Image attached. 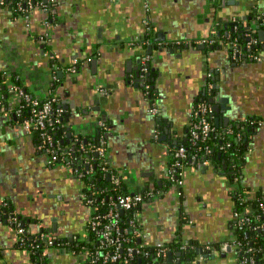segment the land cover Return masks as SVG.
<instances>
[{
  "label": "crops",
  "instance_id": "obj_1",
  "mask_svg": "<svg viewBox=\"0 0 264 264\" xmlns=\"http://www.w3.org/2000/svg\"><path fill=\"white\" fill-rule=\"evenodd\" d=\"M263 12L264 0H56L53 17L35 8L26 19L0 6V206L37 220L34 224L58 238L44 264H86L87 253L72 250L70 235L87 236L92 210L83 199L82 178L65 162L49 165L34 135L4 108L5 98L12 102L6 87L13 83L10 75L14 73L33 95L58 97L57 107L67 114L66 129L71 127L73 137H93L100 121L108 123L109 159L115 169L124 171L128 190L142 191L146 184L156 190L138 214L143 246L196 241L203 251L207 243L232 245L231 190L237 186L213 164L187 168L183 193L190 222L181 224L177 187L168 181L169 144L154 136L157 118L150 111L145 78L142 74L137 82L136 73L152 45L156 61L151 58L150 73L159 95L154 104L168 119L174 141L187 134L194 104L205 94L208 72L215 83L208 100L220 91L224 100L220 105L230 108L229 126H239L249 116L264 119V41L256 32L262 61L232 59L225 42L232 30L225 24L238 21L257 29ZM149 26L151 44L146 45L141 40ZM216 37L217 46L199 48L204 45L199 40ZM177 41L181 44L173 45ZM75 62L77 72L73 73L70 67ZM229 126L219 128L230 130ZM68 139L72 138L67 130L62 144L71 150ZM96 154L91 148L86 151L83 171L94 170ZM243 171L244 185L253 193L264 190V123L248 139ZM34 227H30L32 234L37 232ZM18 236L14 225L0 218V264H32L29 252L18 247ZM179 253H175L176 261L182 257ZM184 262L236 264L237 256L234 249L220 247L211 259L199 253Z\"/></svg>",
  "mask_w": 264,
  "mask_h": 264
},
{
  "label": "built area",
  "instance_id": "obj_2",
  "mask_svg": "<svg viewBox=\"0 0 264 264\" xmlns=\"http://www.w3.org/2000/svg\"><path fill=\"white\" fill-rule=\"evenodd\" d=\"M117 1V0H112ZM24 3V4H23ZM50 3H56V0H26V1H15V0H0V6L8 7L14 12L17 11L21 16L26 19H30L35 8H41L45 10L47 13H50ZM260 28L264 29V12L261 14L259 18ZM204 45L214 44L216 41L214 38L210 39H201L198 41ZM147 43H151V40H147ZM181 42L177 41L173 43V45H180ZM259 39L258 37H250L248 40L246 47L243 49L237 39L231 40L228 42L230 55L233 59L239 60L240 58H252L256 61H262L263 57L260 53L252 52L251 49L258 46L259 47ZM251 50V51H250ZM151 61V55L145 54L142 56V73L144 76V91L146 95L150 93V83L149 76L151 67L149 62ZM70 71L73 73L77 72V64L75 62L72 67H70ZM212 74L207 73L204 80V90L206 98L198 99V101L194 104L191 117H190V135L191 140L194 144H197L200 140L206 141L212 135H215V139L222 140L224 136L231 132V130L225 129L221 130L217 127L214 122L212 112L213 105L208 100V96L212 95L215 89V83L211 79ZM9 96L12 98V107L7 108L4 103V108L10 111V114H17L20 116L24 111H28V115L21 121L22 128L30 134L39 133V143L37 145L38 151L47 155V162L49 165L54 166L60 162L67 163L68 166L73 170V172L79 176L83 177V168L81 165L79 167H74L77 158L72 155V149L69 150V153H66L62 156L63 153H58L60 149V143L58 140H55L54 136L51 134V129L53 128L55 122V113L54 108L59 102L58 97L51 95L47 97L40 96H32L29 92H27L24 87L20 84L11 83L8 88ZM151 113L157 118L161 115L160 108L153 104L150 108ZM62 112L59 110L58 114ZM245 124L256 129L260 127L264 123V119H250L249 117H245L242 119ZM102 129V133L99 136L98 145L93 148V152L98 154V157L103 159L102 170L106 171L108 175L111 177V181L114 184H121V180L124 176V171H120L119 169H115L113 163L109 159L108 155V145L106 140V129L107 123L105 121H100L98 126ZM156 138H160V134L156 129L154 134ZM214 146L217 145V142L213 143ZM213 147L210 144H206L204 147H200L199 151H203L205 154H211L213 152ZM200 152L190 153L188 148L184 145H181L177 148L174 153V161L169 167V179L172 181L173 185L177 187V195L178 198L184 196L183 186L185 183V174L186 170L189 166H195L192 164H187L188 159L190 162L197 161ZM212 165V161L209 158H203L201 160L200 166H209ZM124 180V179H123ZM234 183L238 187L240 180L238 177L235 178ZM156 190L153 187L149 188V192L147 195L155 196ZM85 198V197H84ZM145 195L142 191L134 192V193H126L121 194L115 199L112 197L109 198V208L107 211H99L98 206L96 205L94 199L92 197L86 198L87 205L91 208L92 214L86 226V235L89 234V231H93L97 233L99 239L96 241L95 245L91 249H86L85 252L88 255V260L86 264H116V263H124V264H135V260L139 253L142 252L136 246H128L126 245L127 239L125 238V229L120 224V211L121 209L132 211L135 215H138L140 212V206L144 203ZM105 201L104 199L102 200ZM264 207V204H262ZM256 212V209L252 207H244L242 210L236 211L234 210L233 220H236L237 226L239 228H243L246 225H250L253 222V216ZM257 219H261L260 216L256 215ZM136 226V218L134 217L131 221L130 227ZM261 229H264V219L261 224ZM17 233L19 235V242H23L24 240V228L18 222L15 226ZM234 239L232 241L236 250L235 252H239V248L243 246L244 240L239 239L237 235V231L234 229ZM34 237V236H33ZM32 237V238H33ZM49 238V235L46 233H42L41 235H35L33 238L34 241H43V239ZM30 238V239H32ZM75 240L80 239V236H75ZM55 244V241L49 238V241L46 243L44 250L42 251V256H49V249L51 246ZM183 249H188L192 247V243L189 241H183L181 244ZM142 246V245H141ZM157 247V259L159 257H165L167 255V247L165 243H156ZM209 252V254L213 253L212 243H207L203 248ZM251 249H248L246 253H249ZM237 263L236 264H252L254 262L253 256H247L240 258L238 254ZM32 264H42L40 262H33ZM264 264V263H263Z\"/></svg>",
  "mask_w": 264,
  "mask_h": 264
},
{
  "label": "trees",
  "instance_id": "obj_3",
  "mask_svg": "<svg viewBox=\"0 0 264 264\" xmlns=\"http://www.w3.org/2000/svg\"><path fill=\"white\" fill-rule=\"evenodd\" d=\"M15 1H26V0H15ZM24 4V3H23ZM50 13L49 17L54 16V9H55V3H50ZM15 14H19L17 11H15ZM242 29V23H239V26H236L235 30H231V33L227 35L225 42L228 44L231 40L237 39L239 42V45L244 49L246 47V44L248 40L250 39V36L248 35V31L241 32ZM151 27L149 26L146 31V38L144 40H141V42H144V44L148 45L147 40L149 39V36H151ZM255 37L256 33H254ZM215 43L213 46H217L218 38H214ZM151 44V43H149ZM155 45L162 46L161 43H153ZM183 46V45H182ZM252 52L259 53L260 48L258 46L251 49ZM250 50V51H251ZM11 76V80L14 84H19V81L16 78V75L13 73ZM5 79L2 78L1 82L3 85H5ZM154 74L150 73L149 76V83L151 85L150 87V93L148 95L149 101L153 105L157 98L159 97L158 92L154 85ZM8 89V86H6ZM25 89V88H24ZM26 90V89H25ZM27 91V90H26ZM28 92V91H27ZM31 94V93H30ZM34 96L33 94H31ZM9 97V95L7 96ZM205 99L206 96L203 95V93L200 94L199 99ZM4 103L6 104V107L9 109L12 107V102L8 101V98L4 99ZM60 109H58L57 105L54 108L55 113V122L53 125V128L51 129V134L54 136L55 140H58L60 143V149L58 150V153H63L62 156L66 153H69L68 145L62 144L63 136L66 134V113L63 111L58 114ZM14 114V113H13ZM28 115V111H24L20 116L17 114H14V118H16L17 121H22L25 119V117ZM250 119H257L259 117L255 116H249ZM106 122V121H105ZM107 123V122H106ZM108 124V123H107ZM156 129L160 134V137L165 134L166 128H170L168 125L169 121L162 115L157 117L156 120ZM237 126V125H236ZM235 125L229 126L231 129V132L226 134L222 140L215 139V135H212L209 137L206 141H199L197 144H194L191 140L190 135V124L188 126L187 134L185 137H179L177 141H174L171 139V133L168 136V138L165 140L169 144L170 152H171V160L170 165L174 161V153L177 150V148L181 145H184L188 148L190 153L194 152H200V155L198 156L197 161L190 162V159H188L187 164H192L195 166H200L201 160L203 158H209L212 161L213 166H215L216 169H223L224 164H227L228 166V177L234 182L235 178L238 177L240 180V183L238 187L231 190V196L234 201V210L239 211L242 210L244 207H252L253 209H256V212L253 217V222L250 225H246L243 228H239L237 226L236 220L232 221V227L237 231V235L239 239H243L244 244L239 248V252L237 253L240 258L247 256H253L254 262L252 264H263L264 263V229H261V224L263 223L264 219V207H262V204H264V190L259 189L255 193L252 192V189H250L248 186L243 184V175H244V165L246 162V153L248 151V139L249 137L254 134V129L247 124L243 122V120L240 121L239 126L236 127ZM102 129L100 127H97L96 133L93 137L87 136L86 138H83L81 134H78L77 136L73 137L74 140L72 142V155L76 153V162L74 167H79L82 165V157H85L86 151H89V148L93 149L98 145L99 142V136L102 133ZM171 131V129H170ZM34 138L37 142V145L39 143L40 137L39 133L33 134ZM246 138H248L246 140ZM214 142H217V145L214 146ZM206 144H210L211 147H213V152L211 154H205L203 151H199L200 147H204ZM220 156V157H219ZM225 159V163H223V160ZM103 159L98 157L96 158V164L93 171L86 172L83 171L84 176L82 177L83 180V187H84V201H86V198L92 197L96 203V205L99 208V211H107L109 208V198L112 197L115 199L121 194L129 193L128 187L124 180H121V184H114L108 179V174L106 171L102 170ZM169 165V166H170ZM169 183L172 185V181L169 179ZM149 184L144 185V188L142 189V193L145 195L144 202H147L151 199V196L147 195L149 192ZM157 190H159L157 188ZM160 191V190H159ZM105 200L104 202L102 200ZM144 204V203H143ZM142 204V205H143ZM141 205V206H142ZM140 206V207H141ZM257 216H260L261 219H257ZM136 218V226L133 228L130 227L131 221L133 218ZM180 221L181 224H185L190 222V216L186 212L185 204H184V196L180 199ZM120 224L125 229V238L127 239L126 245L128 246H136L139 249L142 250L141 253L138 254L135 264H183L184 260H192L197 257V255L207 257L208 259L213 258L214 251L217 249H220L221 243H212L213 253L209 254L206 250H201V245L198 244L196 241H192V247L188 249H183L181 245L179 246L176 240L166 243L165 246L167 247V255L165 257H159L157 259V247L156 246H149L145 247L143 246V228L140 223V219L138 215L134 216V213L131 211L124 210V214L120 211ZM180 231V230H179ZM178 231V232H179ZM47 235H50L47 233ZM23 242H18V247L25 249L29 252L31 262H40L42 264L46 263V257L42 256V251L45 248L46 243L49 241V238L52 240L58 241V238H54V236H49L43 241H34V239H30L27 235H24ZM99 239V236L97 233L93 231H89V234L86 237H80L78 240H74L70 243L72 250L75 253H82L86 249H91L96 241ZM142 245V246H141ZM233 245V243H232ZM234 250L236 249L233 245ZM248 249H251L249 253H246ZM172 251L173 253H180L182 254L181 259L179 261L175 260V256L171 262V259L168 256V253ZM201 251V252H200ZM116 264H124V263H116ZM188 264V263H186Z\"/></svg>",
  "mask_w": 264,
  "mask_h": 264
},
{
  "label": "water",
  "instance_id": "obj_4",
  "mask_svg": "<svg viewBox=\"0 0 264 264\" xmlns=\"http://www.w3.org/2000/svg\"><path fill=\"white\" fill-rule=\"evenodd\" d=\"M245 19H246V17H245ZM249 20H251L252 18L251 17H249L248 18ZM231 27V29H233V30H235L236 29V26H239V22L238 21H232L231 23H227V24H225V27L226 28H228V27ZM244 31H248V32H254V33H258V36H259V38L262 40V41H264V29H260V25L258 24L257 25V29H253V26H245V25H243L242 24V29H241V32H244ZM164 40V38L162 37V38H157V39H155V41H159V40ZM152 45H150L149 46V53H150V55H151V58H152V60H153V62H155L156 61V58H155V56L153 55V53H152ZM199 48L200 49H205L206 48V45H200L199 46ZM143 56V55H142ZM231 57V56H230ZM233 59V58H232ZM141 61H142V57H141ZM92 63H93V66L94 65H96V63H97V59H93L92 60ZM142 63V62H141ZM151 63H152V61H150L149 62V65L151 66ZM142 65V64H141ZM142 67V66H141ZM140 67V68H141ZM143 73H142V71H141V69H139L138 71H137V73H136V76H137V79H136V81L137 82H140L142 79L140 78V76L142 75ZM216 88H220V87H218V85L216 86ZM9 95V94H8ZM7 95V96H8ZM209 101L211 102V103H213V112H212V116L215 118V123H216V125H217V127H220V126H225V128H227V126H229V117H228V115H226V113H227V111L230 109L228 106H226V105H220V103L221 102H224V100L222 99V97H221V93H220V91L218 90V92L215 94V96L214 97H211L210 99H209ZM219 102V103H218ZM227 103V102H226ZM70 115V114H69ZM14 121H17L16 120V118H14ZM67 130H68V137H71L72 139H68L67 140V142L68 143H70V140H71V142H73V140H74V138L72 137V132H71V127H67ZM171 132H170V129L167 127L166 128V130H165V134L163 135V136H161L159 139H160V141H165L167 138H168V136H169V134H170ZM248 138H246V140H247ZM64 144V143H63ZM97 155V154H96ZM74 156H76V153H74ZM220 157V156H219ZM226 161H225V159L223 160V163H225ZM88 167V166H87ZM227 169H228V166H227V164H224V166H223V169H222V172L221 173H223V174H227L228 173V171H227ZM110 175H108V179L110 180ZM121 213L122 214H124V210L123 209H121ZM4 217H7V215H5ZM18 218L19 219H22V222H21V226L22 227H25L26 226V223H30L31 222V219H28V218H25V217H23L22 215H18ZM70 239H73V235H70ZM221 249L223 250V251H232L234 248H233V245H230V244H223V245H221ZM182 254L181 253H179L178 254V256L180 257ZM168 256H169V258L171 259V262H172V260H173V258H174V256H175V253H173L172 251H170L169 253H168ZM180 260V258L178 259V261ZM183 264H185V262H183Z\"/></svg>",
  "mask_w": 264,
  "mask_h": 264
},
{
  "label": "flooded vegetation",
  "instance_id": "obj_5",
  "mask_svg": "<svg viewBox=\"0 0 264 264\" xmlns=\"http://www.w3.org/2000/svg\"><path fill=\"white\" fill-rule=\"evenodd\" d=\"M12 115V114H11ZM14 115V114H13ZM11 116V117H13V119H14V117L15 116ZM17 123H21V121L19 122V121H16ZM21 125V124H20ZM5 215H7V217H4ZM18 215H20L18 212H15L13 209L12 210H9V208H7V206H5V205H3V206H0V218H3L4 217V219H7V221H8V223L10 224V225H14V227L17 225V223L19 222L20 223V225H21V222H22V219H19L18 218ZM24 217V216H23ZM25 218H27V217H25ZM35 219H31V222L30 223H26V226L25 227H23L25 230H24V235H27L28 237H30V238H32L33 236L35 237V233H37V235H41L42 233H49L50 231H48V230H46V228L44 227V226H39L38 227V221L37 220H35ZM34 222H37L36 224H34ZM36 225V226H35ZM34 227V228H36L37 229V232H35V233H31V231H30V227ZM18 234V233H17ZM77 236H79V235H77ZM33 237V238H34ZM32 238V239H33ZM75 239H74V236H73V240L72 241H74ZM19 242V236H18V239H17V243Z\"/></svg>",
  "mask_w": 264,
  "mask_h": 264
},
{
  "label": "rangeland",
  "instance_id": "obj_6",
  "mask_svg": "<svg viewBox=\"0 0 264 264\" xmlns=\"http://www.w3.org/2000/svg\"><path fill=\"white\" fill-rule=\"evenodd\" d=\"M145 27H146V25H145ZM69 174H70V176H72L71 173H69ZM74 214H75V212H72V214L70 213L69 217L71 218V216H74Z\"/></svg>",
  "mask_w": 264,
  "mask_h": 264
}]
</instances>
